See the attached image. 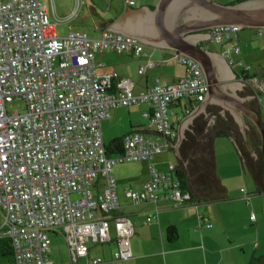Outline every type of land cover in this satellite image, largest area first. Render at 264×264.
<instances>
[{
	"label": "built area",
	"instance_id": "obj_1",
	"mask_svg": "<svg viewBox=\"0 0 264 264\" xmlns=\"http://www.w3.org/2000/svg\"><path fill=\"white\" fill-rule=\"evenodd\" d=\"M44 2L0 0V238L11 240L14 264H58L50 258V234L58 231L66 239L71 264L88 255L89 243L113 241V259L126 261L132 258L134 226L116 214L120 201L113 168L173 149L177 129L169 120L171 106L183 99L204 102L206 75L198 62L173 52L185 75L135 94L130 78L97 75L94 56L114 51L142 58L144 44L106 30L96 39L73 31L60 38ZM242 30L217 27L210 37L217 43L230 40L228 54H238ZM254 30L264 40V28ZM158 64L150 59L147 66ZM256 87L264 93V87ZM13 101L24 102L25 110H8ZM136 105L151 107L155 137L131 133L124 139L123 153L108 156L102 121L113 109ZM174 170L168 165L159 173L150 165V180L140 191L125 188V198L133 204L167 200L178 208L188 197L176 188ZM250 219L255 222L256 216ZM90 263L105 261L95 258Z\"/></svg>",
	"mask_w": 264,
	"mask_h": 264
},
{
	"label": "crops",
	"instance_id": "obj_2",
	"mask_svg": "<svg viewBox=\"0 0 264 264\" xmlns=\"http://www.w3.org/2000/svg\"><path fill=\"white\" fill-rule=\"evenodd\" d=\"M127 1L133 4H127ZM210 1L218 3L216 0ZM44 3L54 31L62 23H68L72 31L71 22L76 25V32L82 31L87 35V30L91 31L92 35H87L91 39L99 38L103 31L109 30L142 41L145 53L142 58L114 51L96 53L94 66L97 75L117 73L128 77L134 83L135 94L156 85L173 84L185 75V66L172 58V53L176 52L172 46L177 40L179 25L187 21V16L178 15L183 3L175 1L162 14L156 10L160 0H82L79 11L77 8L80 5H76L74 0H45ZM191 41L210 51L208 61L212 68V89L202 103L183 99L171 106L169 120L177 129L174 145L184 138L196 118L203 116L208 120V125H214L216 115L212 112L213 108L224 118L229 114L240 131L245 133L244 136L250 118L240 103L258 110L264 123V93L256 87H264V40L256 37L254 29L240 31L238 54L232 51L228 54L232 47L230 40L214 42L209 32L198 34ZM150 59L160 64L147 66ZM141 68H144L142 74L139 73ZM253 79L257 80L256 85ZM249 87L262 93V96L252 93ZM150 114L149 105L113 109L109 118L101 123L105 146L138 130L154 138ZM224 139L231 140L236 153L229 141L223 145L224 153L231 159L226 168L231 175L226 181L220 166H216L226 192L223 201L197 205L185 202L178 208L167 200H160L157 204H133L124 196V185L140 191L150 180V165L154 164L159 173L165 172L168 165H176L167 161V153L156 154L149 161L134 162L137 166L127 176H121L118 170L114 176L120 201L116 214L129 218L134 226L130 238L132 258L114 260L113 254L117 249L114 241L92 243L100 248H90L88 255L78 259L75 264H91L95 258H102L105 264H250L252 259L264 256V195L254 193V182L247 176L233 137ZM169 152L179 158V147L178 150L173 147ZM242 190L247 192L248 197ZM252 214L256 216L255 222L250 219ZM153 216L156 218L153 219ZM169 226L176 229L174 240L168 238ZM53 233V237H50V258L58 264H71L63 233Z\"/></svg>",
	"mask_w": 264,
	"mask_h": 264
},
{
	"label": "trees",
	"instance_id": "obj_3",
	"mask_svg": "<svg viewBox=\"0 0 264 264\" xmlns=\"http://www.w3.org/2000/svg\"><path fill=\"white\" fill-rule=\"evenodd\" d=\"M252 90V93H256L259 97L262 96V93ZM212 112L216 115L213 127L208 129V120L203 116L196 118L190 130L185 132L184 139L179 146V158L178 164L175 165L174 178L178 183L176 188L182 195L188 197L184 202L197 205L202 202H219L226 198L224 186L217 174L214 144L217 138L229 136L234 139L244 168L255 184L256 193L264 195V157L262 138L257 126L249 120L248 130L244 136L238 124L229 114H226L224 118L215 108L212 109ZM124 139L117 138L105 146L107 155L122 154ZM176 234L175 227L169 226L167 229L168 238L174 240ZM14 261L11 240L0 238V264H14ZM250 264H264V256L252 259Z\"/></svg>",
	"mask_w": 264,
	"mask_h": 264
},
{
	"label": "water",
	"instance_id": "obj_4",
	"mask_svg": "<svg viewBox=\"0 0 264 264\" xmlns=\"http://www.w3.org/2000/svg\"><path fill=\"white\" fill-rule=\"evenodd\" d=\"M175 1L180 4L183 3L179 8L178 15L182 16L184 14L187 16V21L183 25H179L178 37L172 48L177 53L183 54L198 62L206 75L209 85V95L212 89V68L208 61V53L210 51L201 48L197 43H193L191 38L203 32H209L210 36L211 30L217 27L238 26L242 29L264 28V0H252L227 6L210 0H160L158 7H156L157 13L162 14L166 12L169 6ZM139 41L142 42L141 40ZM240 105L244 108L245 114L260 131L262 154L264 157V126L260 112L244 103H240ZM182 139L184 138L182 137ZM182 139L179 140L178 144L174 145L176 150H178Z\"/></svg>",
	"mask_w": 264,
	"mask_h": 264
},
{
	"label": "rangeland",
	"instance_id": "obj_5",
	"mask_svg": "<svg viewBox=\"0 0 264 264\" xmlns=\"http://www.w3.org/2000/svg\"><path fill=\"white\" fill-rule=\"evenodd\" d=\"M216 1L219 4H221V5L227 6V5H231V4H238V3L248 2V1H252V0H216ZM75 2H76V5H78V4L80 5L77 8V11H79V9L81 7L82 0H74V3ZM75 20H76V18H75ZM70 24L73 26L72 31L76 32V31H74V30H77L76 25H74V23H71V22H70ZM87 28H89V26ZM69 32H70V30H69V24L68 23L59 24L57 26L56 30H55L56 36H58L60 38L61 37H66L69 34ZM87 32H88L87 33L88 36L92 35L91 31L87 30ZM8 110H10V111H24L25 110L24 102H22V101H13V102L9 103ZM212 127H213V125H211V124L208 125V129H211ZM227 141H229L230 145L234 148V151L236 153V148H235L234 144L231 142L230 139L228 140V139H224V138H217L215 140V144H214L215 157H216V166H220V172L223 173L225 181L231 175V173L228 171V169H226L228 167L229 163L231 162V159L227 156L226 153H224V146H223L225 143H227ZM163 153H167L168 154V158H166L168 162H171V163H174V164H178V159L172 152L167 151V152H163ZM165 157H167V156H165ZM135 166H137V164L134 163V162L118 164V165L114 166L112 175H113V177L114 176L116 177V171L118 170L119 174L121 176H127V174H129L130 172L133 171V168ZM224 169H225V171H224ZM247 176L252 181V178H251L249 173L247 174ZM253 185H255V184H253ZM124 187L130 189V187L127 186V185H124ZM233 187H236V185H233ZM255 192H256V188L254 186V193ZM73 198H76V196H73ZM53 234L54 233L50 234L51 238L53 237ZM89 248H91V249L93 248L95 250L97 248H100V246H94L92 243H89ZM66 249H68L67 245H66Z\"/></svg>",
	"mask_w": 264,
	"mask_h": 264
}]
</instances>
